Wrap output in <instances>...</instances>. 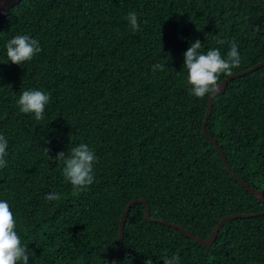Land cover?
<instances>
[{
    "label": "trees",
    "instance_id": "trees-1",
    "mask_svg": "<svg viewBox=\"0 0 264 264\" xmlns=\"http://www.w3.org/2000/svg\"><path fill=\"white\" fill-rule=\"evenodd\" d=\"M135 11L138 30L126 19ZM29 35L42 51L9 62L6 43ZM238 45L233 74L264 60V0H24L0 27V134L7 142L0 200L17 220L28 264H264V216L233 218L203 247L160 221L207 240L225 217L264 212L226 171L202 132L208 96L190 95L184 53ZM165 65L164 71L152 66ZM229 76L221 75L219 84ZM50 94L44 119L19 110L20 94ZM230 171L264 195V66L216 94L206 126ZM87 144L94 183L73 195L56 162ZM49 149L48 155L44 149ZM59 193L62 199L47 201Z\"/></svg>",
    "mask_w": 264,
    "mask_h": 264
},
{
    "label": "clouds",
    "instance_id": "clouds-1",
    "mask_svg": "<svg viewBox=\"0 0 264 264\" xmlns=\"http://www.w3.org/2000/svg\"><path fill=\"white\" fill-rule=\"evenodd\" d=\"M126 19L133 31L138 30V17L135 11L129 12ZM5 47L9 62L19 66L32 60L34 56L42 51L39 40L31 38L29 35L21 34L10 39ZM229 47L230 50L227 52L225 58L221 55L219 49H209L206 53L201 52L202 43L199 39L190 43L189 48L184 53V68L187 70V83L191 86L190 95L202 99L208 95L209 97L210 95H216L220 91V76L222 74L229 77L232 76V69L240 65L238 45L233 41L229 44ZM152 70L154 72L157 70L164 71L165 65L162 63L155 64L152 66ZM49 101V93L41 90H27L20 94L17 103L22 113L34 114L35 120L41 121L44 119L45 107ZM7 148L8 142L0 134V168L6 166L7 162L4 158L7 155ZM44 151L48 155L49 149L45 148ZM49 159L52 160L53 158L49 156ZM54 159L56 162H63L65 164L63 175L70 182L73 195L85 191L94 183V163L97 157L87 144L81 143L78 146L71 147L70 154L67 157L61 151ZM60 199H62L61 195L56 192H51L45 196V200L47 201H58ZM16 229L17 220L9 203L6 200H0V264H28V247L22 244L21 237ZM162 260L164 264H179L180 257L178 254H174L171 257L165 255L162 257ZM104 262L108 264V262ZM144 264H152V260L149 258Z\"/></svg>",
    "mask_w": 264,
    "mask_h": 264
},
{
    "label": "water",
    "instance_id": "water-1",
    "mask_svg": "<svg viewBox=\"0 0 264 264\" xmlns=\"http://www.w3.org/2000/svg\"><path fill=\"white\" fill-rule=\"evenodd\" d=\"M22 0H0V27L2 26V23L4 21V19L7 17L9 10L12 9L13 7H15L16 5H18ZM264 66V60L260 63H258L257 65H255L254 67H252L251 69H248L246 71H243L239 74H235L232 75L230 77H228L227 79L223 80L220 84V91L218 93H223L224 88L226 86V84L228 82H230L232 79L234 78H238L241 76H245L247 74H250L256 70H258L259 68ZM215 95H210L208 103H207V110H206V114H205V118H204V124H203V134L204 136L207 138V140L213 145V147L216 149L217 153L219 154L220 158L222 159L225 169L226 171L229 173V175L236 181L238 182L242 187H244L248 192H250L253 197L259 202L264 204V195L262 191H254L253 189L249 188L242 180H240L234 173H232L230 171V168L227 164V161L223 155V152L221 151L220 147L217 145V143L213 140V138L207 133L206 131V123L209 117V114L211 112V108H212V103H213V99H214ZM136 203H142L145 205V212H144V217L145 220L148 222H151L150 218H149V208L146 205V203L142 200H133L131 202H129V204L127 205L125 211L122 214V217L120 219V233H119V246L117 251L114 254L113 257V263L112 264H116V260L118 258V256L121 253L122 250V239H123V226H124V222L126 220V215L129 211V209ZM257 216H264V212L261 213H257V214H251V215H237V216H230L227 218L222 219L217 226L215 227V229L212 231V233L209 235L207 240H203L200 239L194 235H192L191 233H189L188 231H186L185 229H183L182 227H179L177 225H174L172 223H168L165 221H160V223L162 225H165L167 227H171L175 230L180 231L183 235H185L186 237L190 238L191 240H193L194 242L198 243L199 245L203 246V247H211V245L213 244L214 240L217 237V234L219 232V230L222 228V226L228 221L231 220L233 218H254Z\"/></svg>",
    "mask_w": 264,
    "mask_h": 264
}]
</instances>
